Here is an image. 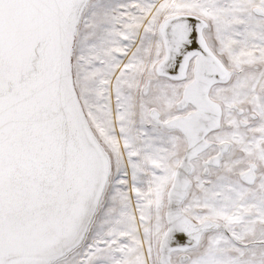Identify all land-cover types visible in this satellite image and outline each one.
I'll return each instance as SVG.
<instances>
[{
	"label": "snow or ice",
	"instance_id": "1",
	"mask_svg": "<svg viewBox=\"0 0 264 264\" xmlns=\"http://www.w3.org/2000/svg\"><path fill=\"white\" fill-rule=\"evenodd\" d=\"M0 264H264V0H0Z\"/></svg>",
	"mask_w": 264,
	"mask_h": 264
}]
</instances>
